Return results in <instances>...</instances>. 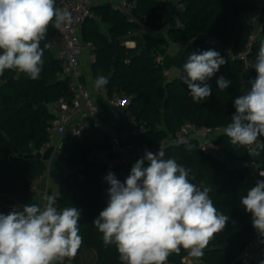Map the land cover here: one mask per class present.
Wrapping results in <instances>:
<instances>
[{
	"label": "trees",
	"instance_id": "1",
	"mask_svg": "<svg viewBox=\"0 0 264 264\" xmlns=\"http://www.w3.org/2000/svg\"><path fill=\"white\" fill-rule=\"evenodd\" d=\"M129 1L137 3L132 11L135 22H130L121 11L105 4L95 6L93 10L100 22L107 25L108 35L100 32L94 19H86L81 28L82 38L92 41L95 47L96 60L91 66L93 78L99 75L108 77L109 83L102 90L109 94L120 91L131 96L128 111L144 128L136 134L129 133L122 140V148L125 152H132L158 146L186 122L210 129L220 128L222 132L214 142L220 145L232 164L212 154L202 153L194 140L169 146L163 151L165 159H175L191 170L189 179L192 183L201 189L210 188L209 196L214 206L229 217L224 230L215 234L204 249L203 257L199 258L201 264H245L242 254L251 243L260 242V238L252 226L251 214L245 212L240 199L255 186L257 179L252 170L235 164L252 160L264 169V150H260L258 156L250 157L246 147L232 145L224 134V128L231 123V116L235 113L234 99L248 91L241 81L243 65L239 60L228 58L222 49L205 44L199 37L212 35L235 53L243 50L252 30L250 18L254 3L252 0H175L180 5L177 14L181 26L167 29V37L171 43L181 45L182 49L180 54L171 58L172 66L182 69L190 54L209 49L218 51L227 60L207 81L212 87L211 95L197 103L178 76L170 82L166 81L162 65L156 61L151 48L143 46L137 34L142 22L157 30L163 28L159 13L162 6L157 0ZM55 30L49 25L41 48L48 44ZM125 40L135 42V46H124ZM259 44L252 49L254 60ZM42 58L43 70L37 80H31L27 74L15 70H5L0 76V194L4 195V200L22 203L23 206L36 203L29 186L44 170L43 162L33 151L49 140L46 127L51 115L46 105L69 96L67 82L56 77L60 71L59 61L47 48H44ZM250 72L256 76L255 70ZM221 75L231 81L224 91L217 85ZM29 103L32 107L25 106ZM62 140L66 167H81L70 181H64L61 196L56 198L58 210L72 206L81 210L79 234L83 243L76 257L67 260L70 264H86L88 259L93 264H121L115 245L106 247L102 234L92 222L107 206L109 185L104 177L111 172L123 182L130 169L124 164H116L109 169L104 164L87 159L95 150L114 156L110 151L108 135L91 127L80 138L66 134ZM259 140L264 142V137ZM73 186H77V192ZM186 253L183 249L179 255L173 253L167 263L186 264L182 262Z\"/></svg>",
	"mask_w": 264,
	"mask_h": 264
},
{
	"label": "clouds",
	"instance_id": "2",
	"mask_svg": "<svg viewBox=\"0 0 264 264\" xmlns=\"http://www.w3.org/2000/svg\"><path fill=\"white\" fill-rule=\"evenodd\" d=\"M71 23V12L56 7L55 0H0V76L15 70L39 79L48 47L41 48V41L49 25L60 30ZM226 63L216 50L194 52L177 75L199 103L212 93L207 81ZM253 68L256 76L248 81L249 90L234 99L235 113L223 130L230 143L246 147L250 157L264 150L259 140L264 137V40ZM108 83V77L99 75L93 87L101 90ZM230 84L223 75L217 79L221 91ZM190 171L175 159H165L162 149L145 150L123 182L111 172L104 177L109 185L107 206L92 223L106 247L115 245L121 264H167L169 256L182 249L199 259L215 234L224 230L229 217L214 206L210 188L190 181ZM41 199L43 206L29 203L0 213V264H63L65 258L76 257L83 243L81 210L75 206L58 210L56 198L47 192ZM240 205L251 214L252 226L264 243V180L256 181Z\"/></svg>",
	"mask_w": 264,
	"mask_h": 264
},
{
	"label": "built area",
	"instance_id": "3",
	"mask_svg": "<svg viewBox=\"0 0 264 264\" xmlns=\"http://www.w3.org/2000/svg\"><path fill=\"white\" fill-rule=\"evenodd\" d=\"M165 0H157L162 6ZM254 3V11L250 18L252 30L248 35L245 47L243 50L235 53L231 49L224 47L217 38L212 35H201L200 40L205 44L222 49L228 58L239 60L242 62L243 69L246 71L255 70L253 64L255 60L251 57L252 49L255 44L264 40V0H252ZM102 2H106L113 10L121 11L128 17L130 22H135L132 11L136 7V1L129 0H55V5L58 8H67L72 14V23L62 29H56L53 36L48 42L47 49L52 53L55 59L59 61L60 71L56 77L61 78L67 82L68 97H60L59 99L46 105L48 113L51 115V120L48 122L46 131L48 135L57 134L60 136L59 140L52 144L50 139L44 143L41 149L53 148L54 153L59 158V168L62 174V182L57 184L55 198L61 196L64 181H70L74 175H77L78 166L74 169L66 167L63 158L65 156L63 151V137L70 134L75 137H82L88 128H93L103 134L108 135L111 157L107 152L95 150L87 159L90 161H103L107 164L109 169L116 164H124L130 171L132 162L143 157L145 150L152 153H158L160 149L172 145H179L189 141H196L198 149L204 154H212L219 157L221 160H228L232 164V160L225 154L220 145L214 142L216 136L220 135L222 130L220 128L210 129L204 126H198L189 122L184 123L173 136L162 140L158 146L146 147L141 150L132 152H125L122 148V140H124L129 133L136 134L143 131V126L138 125L135 118L128 111V105L131 96L124 92L113 91L109 94L106 90H96L93 87L94 81L91 82V89L82 81V68L85 64L92 66L96 60L95 47L92 41L81 38V28L86 19L99 20V17L94 12L93 8ZM160 23L163 28L160 30L154 29L143 22L140 26L144 28L146 33L156 34L163 32L167 25V19L162 11ZM145 19V18H144ZM175 26L180 27L178 14H175ZM125 44V43H124ZM93 94L102 96L117 113L127 118L133 125L132 131H124L119 134L115 133L113 129L102 120L98 115V107L93 100ZM211 143L209 144V142ZM147 162V161H146ZM235 165L249 168L255 175L257 180H264V176L259 173L264 172V169L259 168L252 160L236 162ZM48 164L42 175L29 186V192L35 194L37 192L38 184L41 180L47 177ZM22 203L15 204L4 200V195L0 194V213L7 214L14 208L22 207ZM19 210V209H17ZM187 252V251H186ZM70 264L65 258L63 261ZM182 262L186 264H201L197 258H193L186 253L182 258ZM59 264V262H57ZM168 264V263H167Z\"/></svg>",
	"mask_w": 264,
	"mask_h": 264
},
{
	"label": "crops",
	"instance_id": "4",
	"mask_svg": "<svg viewBox=\"0 0 264 264\" xmlns=\"http://www.w3.org/2000/svg\"><path fill=\"white\" fill-rule=\"evenodd\" d=\"M105 4L109 5L106 2H102L99 5H105ZM179 9H180V5L175 0H165L164 3L162 4V12L167 19V25L164 27L163 32L156 34H149L146 33L144 28L141 27L140 25L137 32V34L142 39L143 46L151 48L152 52L156 56V61L162 65L164 69V77L166 78L167 82L172 81L178 76L177 69H175L171 64V58L174 55L180 54L182 47L181 45H176L170 42V40L167 37V29L175 26L174 18H175V14L178 12ZM95 21L97 22L100 32L105 35H108L107 25L101 23L100 19ZM123 44L124 46L129 48L135 46V42L131 40H125L123 41ZM89 77H91V79H89ZM254 78L255 77L251 74L250 71L244 70V72L241 75V81L243 83V88L245 90H249L250 85L248 84V81ZM92 80L95 79L93 78L92 75L91 66L85 64L82 68V81L87 85L88 88L91 89ZM93 100L98 107V115L100 120L108 124L115 133L119 134L124 131L127 132L132 131L133 125L128 121V119L121 117L117 113V111L107 101H105V99L102 96L93 94ZM59 138L60 136L57 134H52L49 136V139L52 144L56 143L59 140ZM33 154L43 162L44 169L46 167V164H48L47 177L39 182V184L37 185L38 186L37 192L34 194V201L40 204L41 206H43L44 201L41 199L42 195L45 192H47L48 195L54 196L56 193L57 184L62 182V174L59 168V158L54 153L53 148H48V149L40 148L38 150H34ZM136 161L137 160H134L132 162V166L135 164ZM97 163L104 164L107 166V164L103 161H98ZM146 166H147V162L145 161V167ZM89 256L91 257V255ZM89 260L90 259L86 260L87 261L86 264H93Z\"/></svg>",
	"mask_w": 264,
	"mask_h": 264
},
{
	"label": "rangeland",
	"instance_id": "5",
	"mask_svg": "<svg viewBox=\"0 0 264 264\" xmlns=\"http://www.w3.org/2000/svg\"><path fill=\"white\" fill-rule=\"evenodd\" d=\"M241 259L245 264H259V261L264 259V245L259 241L251 243L242 254Z\"/></svg>",
	"mask_w": 264,
	"mask_h": 264
},
{
	"label": "water",
	"instance_id": "6",
	"mask_svg": "<svg viewBox=\"0 0 264 264\" xmlns=\"http://www.w3.org/2000/svg\"><path fill=\"white\" fill-rule=\"evenodd\" d=\"M12 80V79H11ZM25 106H27V107H32V104H25ZM73 190L75 191V192H77V186H73ZM63 264H67V262H64Z\"/></svg>",
	"mask_w": 264,
	"mask_h": 264
}]
</instances>
